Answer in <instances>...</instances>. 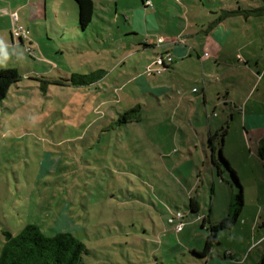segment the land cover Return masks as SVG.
I'll list each match as a JSON object with an SVG mask.
<instances>
[{"label": "rangeland", "instance_id": "374dc122", "mask_svg": "<svg viewBox=\"0 0 264 264\" xmlns=\"http://www.w3.org/2000/svg\"><path fill=\"white\" fill-rule=\"evenodd\" d=\"M150 1L152 6L144 8L147 13L164 14L175 25L185 24L187 15L190 26L195 23L193 19H203L214 10H219L221 16L231 11L230 7L237 10L253 3V0ZM96 3V16L83 34L73 33L75 37L64 38L52 34L49 39L43 28L42 34L37 35L30 25L31 39H25L23 45L19 40L12 44L6 32L7 21L0 13V45H9L1 48L0 69L16 68L22 75L0 103V250L4 230L18 234L28 223H35L47 235L63 231L82 240L89 250L82 264H204L197 258L192 260L189 248L204 249L210 233L209 222L204 223V218L220 214L211 212L209 167L213 165V145L206 137V148L201 136V143L197 144L177 124H184L183 118H187L185 122L191 119L201 125L200 134L204 130L207 135L208 116L222 115L225 110L230 115L231 108L224 103L225 93L217 87L209 88L208 109L193 101L189 108L179 110L180 115L191 112L179 120L180 116L173 119L170 116L178 92L172 101L160 93L158 101L146 93L149 85L138 82L115 85L110 76L106 77L107 85L102 79L91 86L72 84V77L67 78L65 72L89 74L105 68L115 78L121 70L134 73L135 66L150 76L147 78L152 86L158 84L154 75L147 73L146 64L143 68L145 59L157 56L155 48L139 44L145 38L142 34L127 35L132 32L127 19L136 6H142V0H96ZM66 12L63 4L61 21L76 25V13L69 16ZM245 17L251 16L234 12L225 16V22L230 29L240 31L245 27ZM191 31L195 32L194 28ZM232 37L225 44L223 55L217 59L212 54L204 69L208 78L222 71L232 72L228 75L229 86L233 85L236 99L243 93L242 83L258 81L257 71L264 69L251 63L253 74L244 69L250 68L245 61L240 63L244 68H237L235 60L241 55H237L238 59L234 56ZM201 38L205 35H195L188 43L201 49ZM128 45L133 49L138 46L140 53L134 52L126 64L112 69ZM254 54L263 66L264 46H259ZM182 61L178 59L175 64ZM185 67L187 83L188 78L195 77L189 72L203 75L200 61H191ZM175 83H179L177 78ZM191 86L186 91L192 100ZM256 88L254 99L258 100L264 82ZM133 108L138 109L133 111L131 121L113 126L121 113ZM200 112L204 116L201 119ZM227 115L225 120L230 122ZM235 116L238 118V112ZM219 133L222 138L224 131ZM216 146V156L228 172L220 160L218 143ZM191 196L201 202L199 214L190 210ZM178 211L185 214L181 230L177 229L178 219L169 222ZM213 247L214 251H222L217 244Z\"/></svg>", "mask_w": 264, "mask_h": 264}, {"label": "crops", "instance_id": "0c3cea01", "mask_svg": "<svg viewBox=\"0 0 264 264\" xmlns=\"http://www.w3.org/2000/svg\"><path fill=\"white\" fill-rule=\"evenodd\" d=\"M93 1L95 4L94 20L97 3L96 0ZM145 1L146 0H142L143 7L141 5L136 6L137 8L131 15V18H126L129 21L132 31L127 33V35L139 36V34H142L145 38L139 41V44H142L145 48H155V53L157 55L165 51L170 52L173 56L172 63L162 73L163 77L160 78L157 77L159 75H154L155 82L158 83L155 86H152L151 82L148 80L147 77L150 76H147L143 72L144 69L140 71L138 66H135L134 73L131 71L124 72V70L118 71L115 78L111 76V73L109 74L108 70H104V68L105 74L101 79L105 85H107L106 77L108 76L112 78V84L115 83V85L124 82H138L140 85H149V91H146V93H150L156 97L158 101L161 100L160 93H164L165 97L169 99V101H172L173 96L178 92V95L175 97L173 113H171L170 116L171 119L180 116L179 120H182L181 116H187L191 113H182L180 115L179 110H182L186 106V108H189L191 104L194 103L193 101H196L198 105L204 104L206 109H208L209 88L213 89L217 87L219 91H221V89L222 92L224 91V103L227 108H231L230 115H227L225 110L222 115L218 114L213 118L208 116L207 135L204 130L203 134H200L201 131L199 127L201 125L191 119L185 122L186 120L184 121V119L187 118H183L184 124L181 123L183 126L178 123L177 127H180L179 130L184 133H190L192 141L197 142V144L201 143V136L203 145L206 146V137L209 138V141L213 145V165L211 163L209 167L212 173V177L209 180L212 183L213 194L211 212L216 214V211H219L220 214L216 216L213 214L214 217L211 218L212 221H218L230 212V205L235 195L238 193V187L234 185L231 178L229 179V171H225L223 164L216 156L217 143L231 166L236 170L243 185L244 206L237 223L232 228L223 229L218 233L219 243H217V245L220 246L218 249H222V251H214L213 249H215V247H212L209 255L210 257L207 256L208 258L195 256L193 250L202 251L197 248H189V251L192 255V260L197 258V260H202L204 264H259L264 255V161L258 155V149L264 137V91L257 100L254 99V92L256 91H254V89L255 87L258 89L260 83L264 82V70L263 72L262 70L257 71V75L259 76L258 81H244L242 83L243 93L235 99L232 94L233 85L229 86L230 81L228 78V75L232 72L223 73L222 71L220 75L213 74V76H211L212 78H208L204 68L206 63L209 65L210 60L213 58L211 56L212 54L217 59L220 58L219 56L223 55L224 50H226L225 44L229 41L230 37L233 36L232 49L236 52L234 56L237 58V55H241V58H237L238 61L235 60V64L238 65L237 68H244L240 63L245 61V65L250 68L245 67L244 69L253 74L255 72L251 69V63L255 64V67H259V69H264V63L263 66H261L258 56L254 54L259 46H264V14H251V17H245V27L240 31L230 29L225 22L226 18L215 23L220 14L219 10L212 11L207 17L206 15L203 16V19L201 17H196L193 19L195 21H192L195 22L192 26L187 22V20L191 22V19L187 15V19L184 17L183 21H186L185 24L180 23L175 25L172 19L167 16L164 17V14L159 12L157 14L147 13V10L144 9L148 7ZM63 4L67 11L66 15L70 16L72 13H76V25L61 21L60 12ZM262 4L263 0H253V3L250 4L249 7L239 6V9L258 8ZM116 10L119 11L118 3ZM230 10H235V8L230 7ZM3 11L7 14L3 13ZM0 13L3 14L1 17L5 18L7 21L6 32L12 40V44L16 41L13 39L11 33L12 13L18 14L19 23L22 22L26 24L27 27L21 23V25H24L28 30L30 25L33 26L37 35L42 34L40 28H43V31L49 39H52V34L61 35L64 38L67 35L75 37V33L79 35L78 32L82 33L85 31V29H82L80 26L79 5L76 0H0ZM224 23L226 25L225 27L223 25ZM191 28H194L195 32H192ZM77 29H79V31H77ZM224 30H226V33ZM195 35L200 37L205 35L204 39L201 38L203 40L202 45H200L201 49H198L196 46L193 47L188 43V39ZM19 43L23 45L22 41H19ZM2 46L9 47L8 44H1L0 51ZM86 48L90 51L88 45H86ZM139 51L140 49L138 46L133 49L131 45H128L120 58L117 59V56H115L117 60L112 69H118L122 64H126L127 60L134 56L133 53H140ZM207 52L209 55L205 56ZM193 53H197V55H193ZM178 59L183 61L181 64L176 65L175 62H177ZM217 59H215V61H217ZM153 60L154 59L150 58L145 59L143 68L145 64L147 65L146 67H148L149 63ZM196 60L202 63L203 75L200 76L189 72L195 77L188 78L189 82L187 83V78L183 74V72L186 71L185 66L191 61ZM138 64L139 62H137L136 65ZM215 66L217 65H214V67ZM78 74L80 73L72 72L70 74L65 72L67 78ZM178 77H180V79ZM176 78L179 80V83H175ZM190 84H192L191 87L194 92V94H191L192 100L188 97L189 91H186V87H188V85L190 86ZM219 86L222 88H219ZM172 91L173 95L170 94ZM230 103L232 107H230ZM236 112L239 114L238 118L235 116ZM107 113L106 111L104 115L106 116ZM110 114L115 115L114 112H110ZM226 115L230 118V122H228V119L225 120ZM113 117L115 118V116H111V118ZM202 117L204 116H202V112H200L198 118L201 119ZM235 121L236 126L234 127ZM225 123L228 124L227 132L225 136L221 138L219 132L225 129ZM208 156L206 160H208ZM216 172H218L217 174L219 177L216 175ZM218 186L220 190H218ZM198 201L201 208V202L200 200Z\"/></svg>", "mask_w": 264, "mask_h": 264}, {"label": "trees", "instance_id": "16d2710c", "mask_svg": "<svg viewBox=\"0 0 264 264\" xmlns=\"http://www.w3.org/2000/svg\"><path fill=\"white\" fill-rule=\"evenodd\" d=\"M76 1L79 5L80 26L82 29H87L93 20L94 1ZM234 12L244 13L245 15L264 14V0L263 4L258 8L238 9L223 13L217 18L215 23L224 19L227 14ZM104 74L105 71L100 69L89 74L73 75L71 82L76 86L90 85L101 79ZM21 79L22 75L16 68L0 69V103L6 99L11 87ZM137 109L133 108L121 113L120 117L112 123L113 126H120L131 121L133 119L132 113ZM223 131L224 137L227 129ZM219 154L220 160L226 165L231 175L232 182L238 187V193L235 195L230 205V212L226 216L215 222L211 218H204V223L209 222L210 233L207 236L204 249L202 251L193 250L194 255L201 258L209 256L214 244L219 243L218 233L221 230L230 229L237 223L244 206V191L239 176L224 155L222 149H220ZM258 155L264 161V137L259 146ZM189 207L193 213L198 214L200 210L199 201L195 197H191ZM204 223L203 226L205 225ZM3 235L5 240L0 250V264H82L84 255L89 251L86 244L72 233L60 231L53 235H47L35 223H28L18 234L4 230ZM259 264H264V255Z\"/></svg>", "mask_w": 264, "mask_h": 264}, {"label": "built area", "instance_id": "2783aa9c", "mask_svg": "<svg viewBox=\"0 0 264 264\" xmlns=\"http://www.w3.org/2000/svg\"><path fill=\"white\" fill-rule=\"evenodd\" d=\"M145 4L147 6H152V3L150 0H146ZM12 21H13V27H12V37L14 40L24 41L25 39H31L30 37V30H28L24 25L19 24V17L17 13L12 14ZM205 55H209V53H205ZM173 61V56L170 52L165 51L158 54L154 60L149 63L147 67V73L148 74H162V72L169 67V65ZM184 215L181 212H178L175 214V217L170 218V222H175L177 219V229L181 230L183 227L184 222L182 221V218Z\"/></svg>", "mask_w": 264, "mask_h": 264}]
</instances>
